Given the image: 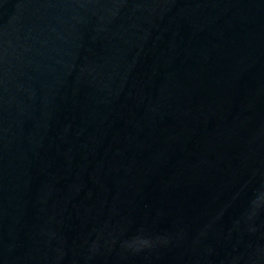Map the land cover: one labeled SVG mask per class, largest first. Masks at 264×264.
I'll list each match as a JSON object with an SVG mask.
<instances>
[{
  "label": "water",
  "instance_id": "water-1",
  "mask_svg": "<svg viewBox=\"0 0 264 264\" xmlns=\"http://www.w3.org/2000/svg\"><path fill=\"white\" fill-rule=\"evenodd\" d=\"M0 264H264V0H0Z\"/></svg>",
  "mask_w": 264,
  "mask_h": 264
}]
</instances>
